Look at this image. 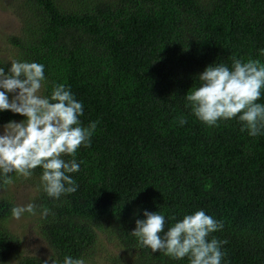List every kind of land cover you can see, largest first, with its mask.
Returning <instances> with one entry per match:
<instances>
[{
    "label": "trees",
    "instance_id": "16d2710c",
    "mask_svg": "<svg viewBox=\"0 0 264 264\" xmlns=\"http://www.w3.org/2000/svg\"><path fill=\"white\" fill-rule=\"evenodd\" d=\"M9 6L21 25L9 37L13 59L0 58V67L7 71L17 60L44 65L43 95L65 84L83 104L82 125L97 122L90 146L75 155L77 191L51 198L40 186V167L29 177L38 187V227L56 264L66 256L84 259L100 233L129 255L126 264H189L187 257L138 247L130 233L145 211L163 214L167 231L197 210L223 223L209 237L227 241L221 264H264V132L249 136L238 119L208 127L185 106L207 66L231 67L233 57L264 64V0H11ZM257 103L264 104V93ZM181 117L187 123L180 125ZM22 119L0 111V126ZM14 206L0 196V264L21 251L8 226ZM44 262L24 256L18 264Z\"/></svg>",
    "mask_w": 264,
    "mask_h": 264
},
{
    "label": "clouds",
    "instance_id": "9594fccd",
    "mask_svg": "<svg viewBox=\"0 0 264 264\" xmlns=\"http://www.w3.org/2000/svg\"><path fill=\"white\" fill-rule=\"evenodd\" d=\"M197 78L200 84L187 92L185 106L199 121L215 127L221 120L238 119L241 131H247L249 136L264 132V104L257 103L264 93V64L233 57L231 67L214 63ZM45 82L42 64L17 60L11 61L7 71L0 67V111L24 117L19 122L10 120L0 132V178L4 184H11L10 174L31 177L33 170L40 167V186L49 197L59 199L78 189L71 175L80 168L75 155L81 146H90L97 122L82 125L83 104L65 84H56L50 95H42ZM185 123L186 119L181 117L179 124ZM65 156L72 159L65 160ZM35 210L33 204L14 206L11 214L20 219L25 212L35 214ZM48 212L44 208L41 214L47 216ZM143 215L145 219L136 220L130 233L138 247L162 252L176 260L187 257L189 264H221V248L227 241L209 239L223 228L221 221L197 210L167 226L165 231L167 221L163 214L145 211ZM63 264L85 261L66 256Z\"/></svg>",
    "mask_w": 264,
    "mask_h": 264
},
{
    "label": "rangeland",
    "instance_id": "374dc122",
    "mask_svg": "<svg viewBox=\"0 0 264 264\" xmlns=\"http://www.w3.org/2000/svg\"><path fill=\"white\" fill-rule=\"evenodd\" d=\"M11 0H0V58L12 60L16 49L9 37L16 35L20 29V18L15 8L10 7ZM43 95V88L41 89ZM11 98V94H9ZM19 122V121H17ZM3 126H0L2 132ZM11 184L1 188L0 196L9 198L15 206H35L38 187L29 177L16 175ZM11 231L21 240L20 253L6 264H18L24 256H34L53 264V249L43 237L38 227V212H25L20 219L11 217L8 221ZM130 259L105 233H100L99 240L90 254L84 258L85 264H126Z\"/></svg>",
    "mask_w": 264,
    "mask_h": 264
}]
</instances>
